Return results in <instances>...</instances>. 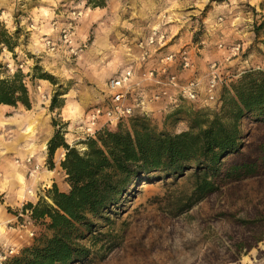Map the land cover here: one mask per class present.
I'll list each match as a JSON object with an SVG mask.
<instances>
[{
	"label": "rangeland",
	"instance_id": "1",
	"mask_svg": "<svg viewBox=\"0 0 264 264\" xmlns=\"http://www.w3.org/2000/svg\"><path fill=\"white\" fill-rule=\"evenodd\" d=\"M0 28L7 31L12 46V50L0 46V78L20 72L31 102L30 109L22 104L0 107V192L8 195L19 188L20 202L26 206L41 199L51 202L40 182L29 178L25 159L33 156L42 170L53 171L41 156L49 154L53 139L85 151L87 138L80 128L87 114L106 102L112 77L128 66L137 67L138 46L152 32L165 37L152 50L163 55L190 53L195 72L172 69L183 82L193 76L206 78L214 62L222 78L216 104L204 102L202 86L196 102H162L160 113L151 108L144 118L161 132L189 131L184 110L219 112L220 100L233 94L232 86L245 73L264 71V0H0ZM237 45L240 53L229 59L226 48ZM156 64L153 57L141 66ZM179 109L182 114L173 115ZM140 118L105 130L129 127ZM29 126L34 128L31 135ZM241 129L242 148L211 175L216 192L182 210L192 193L190 173L140 187L108 215L109 221L98 223L96 237L78 241L91 254L77 264H264V118L247 116ZM56 153L53 160L58 163L67 150L59 148ZM10 167L26 177L33 197L27 187L20 188ZM2 197L0 251L8 232L1 218L6 214ZM14 210L9 208L8 213ZM24 219L19 218V223ZM30 228L35 232L32 240L20 241L17 230L13 242L6 245L19 248L15 257L53 235L45 221Z\"/></svg>",
	"mask_w": 264,
	"mask_h": 264
},
{
	"label": "trees",
	"instance_id": "2",
	"mask_svg": "<svg viewBox=\"0 0 264 264\" xmlns=\"http://www.w3.org/2000/svg\"><path fill=\"white\" fill-rule=\"evenodd\" d=\"M0 46L12 50L11 38L0 28ZM3 66L0 62V73ZM233 94L220 100L221 111L204 114L200 109L184 110L191 129L178 134L159 131L149 120L136 119L129 127L104 130L96 138H87L83 152L53 139L49 143V164L54 153L67 150L61 167L70 190L57 186L47 191V198L27 204L32 219L45 221L52 237L38 245L24 248L21 257L5 264H77L90 256L91 250L78 243L87 236L96 237L98 223L129 197L135 196L142 183L184 177L193 180L192 193L182 210L218 190L211 175L217 173L226 157L243 145L242 120L264 118V71L245 73L232 86ZM31 108L29 93L20 72L0 78V105ZM182 109L173 115L182 114Z\"/></svg>",
	"mask_w": 264,
	"mask_h": 264
},
{
	"label": "built area",
	"instance_id": "3",
	"mask_svg": "<svg viewBox=\"0 0 264 264\" xmlns=\"http://www.w3.org/2000/svg\"><path fill=\"white\" fill-rule=\"evenodd\" d=\"M165 40V37L157 31L152 32L151 36L145 42L138 46L140 50L139 64L128 66L118 76L112 77L107 84L109 96L106 102L101 106L94 107L86 116L85 122L80 128L86 138H96L98 133L106 128L115 125L116 127L132 118H144L148 115L150 109L156 104L165 102L169 105H175L181 101L196 102L202 93V80L196 77H190L183 82L181 77L172 72V69L180 68L182 72H195V63L187 50H181L177 53L169 52L160 54L158 50H152L155 44L159 45ZM50 45V43H49ZM223 45H220L222 48ZM229 59L236 57L241 51V46L226 48ZM155 57L157 64L155 67H142L149 60ZM207 82L204 88L206 103H218V89L222 83L219 64L211 63L209 73L206 77ZM151 88L148 90V88ZM16 163H20L17 161ZM28 168L29 178L32 180L42 170L40 162L33 156H29L23 162ZM34 191L32 188H29ZM28 194V193H27ZM30 195V194H28ZM31 197V196H30ZM23 204L19 210L18 217L26 218L18 223V239L26 241L35 237L33 227L35 221L32 219L30 210L25 209ZM0 251V264L20 253L17 246H3Z\"/></svg>",
	"mask_w": 264,
	"mask_h": 264
},
{
	"label": "crops",
	"instance_id": "4",
	"mask_svg": "<svg viewBox=\"0 0 264 264\" xmlns=\"http://www.w3.org/2000/svg\"><path fill=\"white\" fill-rule=\"evenodd\" d=\"M171 47L166 49L165 52L167 53L168 51H170ZM201 80L203 81V89L206 85V78L203 77L201 78ZM163 108V104H158L157 107L153 106L152 110L155 109V113H160L161 109ZM59 150V149H58ZM57 150V153H58ZM56 153V154H57ZM43 161L48 162L49 164V155L48 153H42L41 154ZM63 158H61V160L57 163L56 161L52 160V164H53V168L54 170H48L50 171L51 174H49V176H45L41 178L40 181V186L43 189L42 191L45 193L46 192V197H47V191L49 188H52L53 186H57V188L64 193H67L70 190V186L68 184L67 181V175L66 173L63 171L62 167H61V162H62ZM9 169V168H8ZM11 170H9L11 172V174L13 173V167L11 168ZM52 169V168H51ZM59 169V171H58ZM8 171V172H9ZM57 172L55 176H53V173ZM26 178V177H25ZM47 181H49V183H47ZM2 183V181H0ZM47 189V191H46ZM19 192L20 189L16 188L15 190H13V192L11 194H6L5 192H0V197H2V200L5 201V210H6V214H2V219L4 220L5 224L8 225V232L6 233L5 238L3 239V241L1 242V246L2 245H10L13 240H14V235L15 232L17 233L18 230V223H19V217H18V211L20 210V208L22 207L23 203L20 202V198H19ZM45 196V195H44ZM35 203V202H34ZM12 208L15 209V213H8V209ZM15 220V222H14ZM12 224V225H11Z\"/></svg>",
	"mask_w": 264,
	"mask_h": 264
},
{
	"label": "bare ground",
	"instance_id": "5",
	"mask_svg": "<svg viewBox=\"0 0 264 264\" xmlns=\"http://www.w3.org/2000/svg\"><path fill=\"white\" fill-rule=\"evenodd\" d=\"M102 78H104V77L102 76ZM0 107H7V105H0ZM33 132H34V128L29 126L28 129H27V134L31 135ZM13 173H14L15 177L17 178L18 182H19L20 188L22 190L24 188H26L27 187L26 186L27 185V181H26L24 175L18 171L17 167H13ZM49 174H51V173L47 169L42 170L37 175H34L32 177L31 181L34 182V183H39L41 181L42 177L49 176ZM47 183H49V181H47ZM145 185H146V183H142V185L140 187L144 188ZM27 193L30 194L31 197H33L35 195L34 191L29 189L28 187H27ZM117 264H121V263H117Z\"/></svg>",
	"mask_w": 264,
	"mask_h": 264
}]
</instances>
